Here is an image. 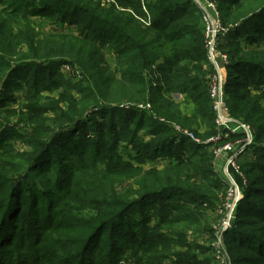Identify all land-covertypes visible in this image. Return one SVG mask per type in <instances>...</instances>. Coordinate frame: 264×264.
<instances>
[{"label":"trees","instance_id":"trees-1","mask_svg":"<svg viewBox=\"0 0 264 264\" xmlns=\"http://www.w3.org/2000/svg\"><path fill=\"white\" fill-rule=\"evenodd\" d=\"M39 1L42 10H34L31 16L75 25V35L54 38L56 45L51 49L50 37L40 36L29 21L17 22V14L26 15L19 5L10 3L9 7L0 9V96L14 72L26 67L32 73L26 70L16 79L29 84L28 94L30 91L34 94L36 91L52 93L63 89L67 93L74 90L79 101L75 97L66 101L67 111L62 110L60 119L53 122L57 127L61 125L52 134L55 138L34 147V160L54 146L57 136L74 126L81 127V132L76 133L75 141L67 139L69 142L64 148L69 149L78 142L86 153L90 145L85 138L88 121L97 127L98 134L109 127L120 129L115 131L109 146L113 149L129 134L136 141L138 132L148 128L149 143L144 146V155L151 161L165 157L168 164L163 169L154 167L142 173L140 168L135 169L137 173L129 176L135 179L136 185V189L131 188L135 194L132 197L129 192L118 190V183L124 179L115 175L114 183L108 174L98 169L97 161L89 165L79 163L75 167L63 164L57 173L61 193L48 194L45 189L44 195L49 196L46 197L48 207L42 215L32 219L36 231H29L33 234L29 239L23 235L14 239L11 228L17 222V214H22L21 210L35 212L37 204L34 196L26 204L21 191L23 181L6 175V172H17V165L0 159V264H119L127 249L132 251L136 264H160L170 256L175 257L171 250L175 249L172 236L185 237V232L177 234L178 229L171 231V228L196 223L199 220L193 210L194 205L199 204L196 200L207 201L208 208H215L225 187L211 167L213 155L209 148L212 144L204 142L217 130L203 81V66L208 60L197 4L193 0H114V6L105 10L93 0ZM55 2L68 11V19L64 14V18L57 17L61 10H57ZM216 2L221 22L228 28L219 44L227 51L223 92L229 114L232 121L249 126L253 143L248 147L256 150L255 156L260 157L258 161H244L242 174L248 172L246 165L255 167L261 174L264 172V53L244 52L239 38L241 31H245L243 41L246 43L257 45L264 40V21H254L264 11V0ZM244 2L254 3V9L239 24L232 25L239 20L235 11ZM253 21L250 30L241 29ZM66 38L73 39L70 47ZM86 46L94 51V61L88 59ZM58 48L61 54L53 55ZM106 54L115 55V68L106 63ZM60 63L76 65L84 83L72 85L62 77ZM121 101L130 103L126 108L119 107ZM184 130L194 133L200 142L191 140L183 134ZM98 147L92 153L96 160L114 161L105 166L115 165V171L124 167L117 158L113 159L112 152L102 150L100 155ZM85 166L96 173L91 177L90 187L80 195L75 179ZM51 167L48 163L31 166L29 173L44 175ZM229 171L243 193L237 205L235 225L225 235L230 264H264V238L254 229L241 225L247 214L252 220L264 221V208H253L257 201L250 198L254 189L251 181L233 169ZM170 192H180L185 197L177 199L175 194L170 196ZM261 194L264 200L263 190ZM152 200L156 201L150 203ZM156 202L161 203L159 208ZM66 203H78V207ZM150 207L158 208L157 219L151 224ZM86 208L95 211L82 214L80 210ZM242 208H245L243 214ZM7 227L8 233L5 232ZM105 228L108 229L105 240L110 241L111 249L115 245V252L109 249L103 260L98 258L104 254L102 249L96 250L92 244L104 236ZM67 229L71 230L70 236L49 241L55 247L47 252V245L42 244L45 242L43 234ZM30 244H36L35 248L30 249ZM251 250L255 253H248ZM176 255L174 264H213L208 259L199 260L194 253L179 256L176 252ZM46 258H55V261L48 263Z\"/></svg>","mask_w":264,"mask_h":264},{"label":"rangeland","instance_id":"rangeland-1","mask_svg":"<svg viewBox=\"0 0 264 264\" xmlns=\"http://www.w3.org/2000/svg\"><path fill=\"white\" fill-rule=\"evenodd\" d=\"M93 1L99 4V6L101 8H104L105 10H109L115 4L114 0ZM10 3H15L16 5H19L21 7V10H24L26 13V15L17 14V22L19 24H24L26 21H29V23H31V26L35 29L37 33L40 34V36L50 37L52 41L51 49L56 45L54 38L60 39V36L75 35V25L60 24L58 22L59 19H42L35 16H31L32 13H34V10H42V4H40L39 0H0V9H2L4 6L9 7V5H11ZM55 4L57 5V10H61V13H57V17H63L64 14L66 16V19H68V11L63 10L64 6L57 2H55ZM253 6L254 3L252 2H248L247 4L244 2L243 4H241L239 8L235 11L239 20L232 25L239 24L242 18L251 13L250 11L254 9L252 8ZM223 7L224 6H222L221 9ZM144 11H146V9ZM254 21H264V11L258 14ZM254 21L252 22V24H246L241 29L244 30L245 28H247L248 30H250L251 25L255 23ZM143 22L146 21L143 20ZM244 36L245 31H241L239 43H241L242 50L244 52L246 50H257L259 52L264 53V40L261 41L260 44L255 45L253 43H246L245 41H243ZM72 40L73 39L70 38L65 39V41H68L70 43L68 45L69 47L72 44ZM219 43L217 45V49L219 51L224 52L227 56V51L223 50V48H221L222 44ZM52 53L53 55H59L61 54V50L58 48ZM86 54L88 56V59L94 61L96 55L94 51L91 50L89 47L87 48V46ZM104 58H106V63H108V65L112 69L115 68V55L106 54ZM59 67V72L62 77H64L72 85H81L84 83L81 79L79 69L76 65H67L60 63ZM203 67V81L206 92L208 93L207 89L209 85V76L211 74L210 63H208L207 61ZM26 70H28L29 73H32V70L26 67H22L16 70L14 72L15 74H13L14 76L12 75L11 77L12 80H10L8 83V87L5 88L4 92L0 96V159L13 161L17 165V168H19L17 172H6V175L9 178L15 179L16 181H23L24 188H22L21 191L26 197V204L30 202L32 196L35 197V201L37 204H35L36 207H34L35 212L32 210H21L22 214H17V222L15 223L14 227L11 228V231H13L12 236L14 237V239L20 235L26 236V238L29 239L30 236L33 235H31L29 231H36L32 219L38 218L40 215L43 214L46 206L48 207L46 198H49L48 194L61 193V190L57 186L59 182L57 173L59 172V168L63 164L73 165V167H75L79 163L89 165L93 161H97V165L96 163L95 165L98 167V169L104 171V174H108L110 179L113 180L114 183L115 175L117 177H120L121 179H124V182L118 183L117 187L120 192H129V197L135 195L131 191L132 187L133 189H136L135 179L129 177L137 173L135 169L140 168L142 173L143 171L150 170L154 167L157 169H163L168 164V160L165 157L159 159L157 158V160L151 161L149 157L144 155V146L147 147L149 143L148 134L146 133L148 128L145 127L143 128V130H140L138 132L136 141H134V139H131V136L129 134L128 136L123 138L122 141L119 142V145L116 149L115 147L113 149L109 146L115 137V131L119 132L120 129L117 128L115 130V127H109L108 129H105L104 133L98 134L99 130H97V127H95L94 124H90L86 120L85 125L87 127V130L85 138L89 140L90 144L87 148L88 151L86 153H84V150H82V148L78 145V142L74 143L73 146L69 149L64 148V145H68L69 141L67 139L71 138L75 141L77 135L76 133L78 131L81 132V127H78L79 129H76V126H74L68 130H65L62 134L57 136L58 138L56 139L54 146L43 152L41 156L34 160V156L36 154V149L34 147L37 144L40 145L41 142L51 139L53 140L55 138L54 136H52V134L53 132H56V130L61 125L57 127L53 124V122L60 119L59 117L63 113L62 110L67 111V104H65L66 101H69V99H71L72 97H75L77 101H79V95H77L74 90H71L66 93L63 89L56 90L52 93L36 91L33 94L32 91H30L28 94L27 91L29 88V84L26 82H20L19 79H16L19 74H22V72ZM129 103L130 102L128 101H121L118 104H120V107L121 105L126 106ZM112 104L115 105V101L112 102ZM125 106L124 108H126ZM147 123H149V120H147L146 124ZM174 127L177 128V125H175ZM129 129L132 128L129 127ZM187 131L188 134L185 135L191 140L195 141L199 139L194 135V133L190 132L189 130ZM218 131L223 134L226 133L227 136L222 137L220 140L209 141V143L212 144V146L209 148V151L213 155L211 167L215 172V176L219 178L220 181H222V183L225 185L223 193L222 195H219V200L216 203L215 208L212 209L207 207V201L203 202V200H196L195 203L199 202V204L194 205L193 208L194 212L199 217V220L196 223L192 224V222H190L187 224H182V226L179 225L171 228V231L178 229L177 234L179 232L184 231L185 237H179L175 235L172 236L173 240L171 243L175 244V249L171 250L173 253H175V257L170 256L166 258L167 260L164 259L165 261L163 260L164 262L160 264H173L172 261H174V259H177L176 252H178L179 256L181 253H194L196 254L199 260L206 261V259H208L213 264L231 263L227 251V245L225 244V235L226 232L235 225V218L238 217V214L236 215L237 205L240 199L242 198L243 193L240 187L238 186V191L234 189L233 184H235V181L232 177L231 172L229 171V166L226 165V160L230 156L235 155L234 170L242 174L243 170H241V164L244 161H258L257 159H260V157L255 156V154L258 153L256 150H253L252 148L248 147L250 144L253 143L249 126L242 124L241 122L232 121L218 128ZM207 139L209 140L210 138H206L205 141H207ZM225 144L230 145L229 150L223 149V146ZM97 145H99L98 148L100 149V155L102 150L105 152H112V154L114 155L113 159L117 158V160L120 161L124 165V167L117 168L118 170L115 171V165L105 166L109 165L111 162L114 161L108 160L107 163L106 161L102 162L103 160L101 159L96 160L93 157L92 153L96 150ZM40 162H42L43 164H40ZM47 163L53 167H51L50 171H48L44 175H31L29 173V167H39ZM246 163L243 167H245ZM246 168L248 169V172L247 174H242V177H247L248 181H251L252 185L254 186V189L251 191L250 198L253 201H257V205H254L253 208L259 210L263 209L264 200L263 195L261 194V190L264 191V172L262 171V173L259 174V171L255 167H251L249 165H246ZM94 173H96V171L90 170L89 166H85V169H82L80 171L79 178L75 179L78 182V187L76 189H78V193L80 195L84 193V191H86L88 187H90V183L92 182L91 177ZM25 175H27V178H24ZM45 189L48 193L47 195H44ZM230 189L233 190L234 197L232 201H229L227 203V207H224V203L228 198V196H226L227 191H229ZM172 194H175L177 199H180V197H185V195H182L180 192H170V196ZM154 201L156 200H152L150 203H153ZM223 201L225 202L222 203ZM156 203L157 207L159 208L161 206V203ZM66 205H73L75 207H78V203H66ZM158 208H149L150 213H152V218L149 220L150 224L157 219L158 215L156 213ZM93 209L94 208H86L80 211L82 214H89L94 213L95 210ZM243 210H245V208H242L241 214L244 213ZM79 218L80 216L78 217V219ZM244 221V224H241L243 225V228L254 229L260 235L261 238H264L263 220H252V217H249V215L247 214V216H245L244 218ZM105 231L107 232L104 233V236L99 240H95L92 244V246H94L96 250L102 249V252L104 254L98 256V258L103 260H106L107 255L105 253L109 249H111L109 247L110 241L105 240V238L108 236V229H106ZM5 232H10L9 227L5 229ZM70 233L71 230L68 229L58 231H46L43 234V239H45V242H42V244L47 245L46 247L48 248H46V251L48 252L51 248L55 247L52 246L53 244H51L49 241H55L57 237H69ZM187 245H189L190 247H188ZM35 246L36 244L29 245L30 249L35 248ZM114 246L112 249H114L115 252ZM112 249L109 251H112ZM248 253L255 252L251 250ZM122 256L128 257L134 262L133 264H136L135 258L132 256L131 250L127 249L126 251H124ZM54 259L55 258H52L50 260L49 258H46V261L48 263H51Z\"/></svg>","mask_w":264,"mask_h":264},{"label":"built area","instance_id":"built-area-1","mask_svg":"<svg viewBox=\"0 0 264 264\" xmlns=\"http://www.w3.org/2000/svg\"><path fill=\"white\" fill-rule=\"evenodd\" d=\"M201 13V18L203 21V36H204V47L206 52V58L208 63H210L211 74L209 76V85H208V95L211 101V108L214 113V123L216 127V134L209 137L210 139L204 141L205 143H209L211 140H220L222 137H226L227 134L220 133L218 128L226 125V123L232 122V117L229 114L226 96L223 92V84H224V76H226L225 65L227 63V56L224 52L219 51L217 49L218 43L223 39L228 31V28L224 26L221 22L219 11L217 9L216 0H193ZM68 65V64H67ZM225 71L224 76L222 77V71ZM125 105H121L124 107ZM127 107V105L125 106ZM144 107V106H139ZM149 107V105L147 106ZM178 130V128H176ZM183 134H188L187 130L183 131ZM249 141V140H247ZM195 142H200L199 139L195 140ZM223 149H230L229 144H225ZM218 154V153H217ZM216 154V155H217ZM234 157L235 155L230 156L226 160V165L229 166V169L234 170ZM235 171V170H234ZM237 172V171H235ZM239 173V172H237ZM235 190L238 191V187L233 184ZM228 198L222 203H224V207H227V203L233 200V190L230 189L227 191ZM119 264H133L134 262L128 257L122 256L119 259Z\"/></svg>","mask_w":264,"mask_h":264},{"label":"crops","instance_id":"crops-1","mask_svg":"<svg viewBox=\"0 0 264 264\" xmlns=\"http://www.w3.org/2000/svg\"><path fill=\"white\" fill-rule=\"evenodd\" d=\"M223 73H222V77L224 76V73H225V71H224V69H223V71H222ZM226 78V76H224V79ZM167 260V259H166ZM165 261V260H164ZM163 261V262H164ZM174 264V263H173Z\"/></svg>","mask_w":264,"mask_h":264}]
</instances>
